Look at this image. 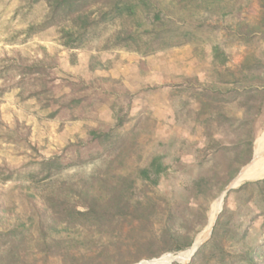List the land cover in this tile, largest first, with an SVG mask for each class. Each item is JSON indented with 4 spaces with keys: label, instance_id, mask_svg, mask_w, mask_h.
I'll return each instance as SVG.
<instances>
[{
    "label": "rangeland",
    "instance_id": "1",
    "mask_svg": "<svg viewBox=\"0 0 264 264\" xmlns=\"http://www.w3.org/2000/svg\"><path fill=\"white\" fill-rule=\"evenodd\" d=\"M220 3L219 14L209 15L211 25L198 29L197 40L144 55L110 47L109 33L79 49L64 47L56 27L26 36L28 25L45 15V3L0 0V60L54 62L49 90L41 95L28 98L32 88L17 84L16 71L0 78V230L29 235L26 210L40 201L41 190V177L28 174L35 161L53 158L65 166L55 178L78 188L99 171L116 181L161 156L169 168L160 184L138 191L147 201L138 212L144 218L151 213L150 220L143 227L118 222L108 208L104 217L111 237L87 252L97 260L84 264H185L178 257L209 235L213 207L224 190L258 152L264 154V92L258 109L245 105L242 96L234 98L233 86L226 84L234 71L240 90L247 85L264 90V65L258 68L257 62L264 64V32L244 41L232 31L238 22L258 24L262 0ZM91 51L96 53L89 68L99 70L93 75L80 60V53ZM246 58L258 64L240 74ZM211 87L221 89L225 101L215 109L221 118L207 124L209 111L202 112L199 93ZM76 114L84 120L76 117L75 128H68ZM96 128L112 138L133 137L118 156L117 149L104 148L90 135ZM249 180L228 192L212 233L188 264H264V184L241 188L254 182ZM36 239L28 236L21 264H71L78 253L66 243L43 250ZM143 241L148 244L138 250ZM101 247L110 254L98 256ZM67 249L69 257L63 255ZM154 259L163 263H151Z\"/></svg>",
    "mask_w": 264,
    "mask_h": 264
},
{
    "label": "trees",
    "instance_id": "2",
    "mask_svg": "<svg viewBox=\"0 0 264 264\" xmlns=\"http://www.w3.org/2000/svg\"><path fill=\"white\" fill-rule=\"evenodd\" d=\"M45 3L46 13L38 23L28 25L25 35L30 36L50 27H56L60 43L68 49H79L91 40L109 33L108 41L112 48H124L144 55L156 51L192 43L198 38V29L210 26L209 15H218L222 9L220 0H27L29 6ZM264 7V0H262ZM237 29L232 30L241 40H250L264 32V12L258 24L238 22ZM218 58V47H214ZM53 59H41L33 62L0 60V78L11 71L19 76L17 84H29L32 90L28 98L41 95L49 90L50 75L48 69L54 66ZM254 62V63H253ZM246 58L241 66L240 74L252 70L254 64L263 67L262 61ZM232 79L226 80L232 96L243 97V103L249 107L261 108L263 89L254 85L239 89L241 78L238 73L231 72ZM221 89L209 88L199 93L201 110L208 109L206 123L218 121L221 114L215 111L225 101ZM205 113V112H203ZM232 120V119H230ZM104 148L118 150V156L124 149L132 133L112 138L109 132H98L94 136ZM30 177L40 178V201L31 202L26 210L28 234L37 238V246L51 251L54 247L66 243L65 246L78 249V255L71 254L69 249L64 256H73L71 264H84L97 260L87 252L98 249L103 237L109 235V225L104 212L113 208L118 222H138L143 227L151 218L139 214L140 207L147 202L138 193L145 187H157L161 177L166 174V165L161 156H154L148 165L136 166L130 173L120 175L116 181H108L99 171L81 187L74 188L63 183L55 176L64 169V165L56 163L53 158H43L30 164ZM22 171H11L8 178L21 174ZM200 178L195 183H201ZM264 184V179L246 183ZM25 226V223H24ZM216 227L214 229V233ZM27 234L20 235L15 230H0V264H21L25 262L23 251L28 246ZM167 234L157 236L165 238ZM156 237V238H157ZM95 242V243H94ZM95 244V245H94ZM148 242L138 243V250ZM66 247V248H67ZM101 247L99 256L110 254L109 249ZM203 247L195 254L199 255ZM95 252V251H94ZM192 264V263H191Z\"/></svg>",
    "mask_w": 264,
    "mask_h": 264
},
{
    "label": "water",
    "instance_id": "3",
    "mask_svg": "<svg viewBox=\"0 0 264 264\" xmlns=\"http://www.w3.org/2000/svg\"><path fill=\"white\" fill-rule=\"evenodd\" d=\"M246 178H249V179H253V180H249V181H256V180H260V179H264V172L261 171V170H255V171H251V170H248L246 168V166H244L240 172L236 175V177L231 181V183L227 186V188L224 190V192L222 193V197L223 199H225V197L227 196L228 192L237 187V186H240L242 185L243 183H245V179ZM216 219H217V216L214 220V223L211 227V230H210V233L209 235L212 233V230H213V227L215 225V222H216ZM208 236L204 237L202 240H200L198 243H193L192 246H194V249L192 251V254L191 256L188 258V260L185 262V264H188L190 262V260L192 259V257L195 255V253L198 251V249L200 248V246L208 239ZM174 261V260H173ZM172 261H170L169 263H171ZM151 263H163V262H158L156 261V259L152 260ZM168 263V264H169ZM139 264H148V262L146 261H142L141 263Z\"/></svg>",
    "mask_w": 264,
    "mask_h": 264
},
{
    "label": "bare ground",
    "instance_id": "4",
    "mask_svg": "<svg viewBox=\"0 0 264 264\" xmlns=\"http://www.w3.org/2000/svg\"><path fill=\"white\" fill-rule=\"evenodd\" d=\"M246 168L248 170H251V171L261 170L264 172V154H262L261 152H258V154L255 155L253 161L251 163H249L246 166ZM246 179H248V178H246ZM222 201H223V198L221 197L213 207L210 226L214 223L215 217H216V215L220 209ZM200 240H201V238H199L196 241V243H198ZM193 249H194V246L192 248L188 249L187 251L181 253L180 256L178 257V259H180L183 262H186L188 260V258L191 256ZM166 259H167V257H166ZM156 261H158V260H156ZM158 262H160V261H158Z\"/></svg>",
    "mask_w": 264,
    "mask_h": 264
},
{
    "label": "crops",
    "instance_id": "5",
    "mask_svg": "<svg viewBox=\"0 0 264 264\" xmlns=\"http://www.w3.org/2000/svg\"><path fill=\"white\" fill-rule=\"evenodd\" d=\"M94 53H96L95 51H91V53L90 54H88L87 55V53H84V52H82V53H80V56H82V59L80 58V60L81 61H84V63H85V61H86V66L89 68V60H90V58H91V55L92 54H94ZM82 54V55H81ZM87 56H86V55ZM102 56L100 55V58H101ZM81 64H82V62H81ZM87 68V69H88ZM98 72H99V70L98 69H95V70H90V68H89V71H88V74H98ZM76 117H78L77 119H78V121H80V120H84V117L83 116H78V114H76V115H74V117H70V126H68V128H71V127H73V128H75V126H76V122H77V120H75L76 119ZM75 118V119H74ZM78 125H81L80 123L78 124ZM77 125V126H78ZM95 129V128H94ZM94 129H92L89 133H90V135H95L94 133H97V131H99V128H96V130H94ZM94 137V136H93Z\"/></svg>",
    "mask_w": 264,
    "mask_h": 264
}]
</instances>
